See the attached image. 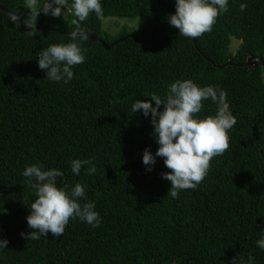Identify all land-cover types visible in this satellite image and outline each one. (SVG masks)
<instances>
[{
  "label": "trees",
  "instance_id": "trees-1",
  "mask_svg": "<svg viewBox=\"0 0 264 264\" xmlns=\"http://www.w3.org/2000/svg\"><path fill=\"white\" fill-rule=\"evenodd\" d=\"M73 2L64 16L41 12L36 27L47 28L31 36L0 10V240L9 242L0 264H248L250 254L264 264L256 244L264 238V68L238 66L249 56L264 60V0H228L211 33L194 41L168 22L176 0H101L103 17L91 13L80 27L105 45L123 40L105 50L88 38L73 79L49 81L38 53L72 42ZM0 7L22 18L29 11L25 0H0ZM107 17H139L144 25L112 36ZM189 79L224 90L237 124L204 181L172 198L164 158L152 171L143 163L145 149L159 148L151 115L131 108L152 93L166 99L171 83ZM202 103L194 118L215 116L216 104ZM74 159L91 160L96 172L83 165L75 175ZM33 164L62 171L56 184L69 194L84 186L78 202L95 203L100 226L76 217L60 237H22L32 231L27 216L38 198L23 176Z\"/></svg>",
  "mask_w": 264,
  "mask_h": 264
},
{
  "label": "clouds",
  "instance_id": "clouds-1",
  "mask_svg": "<svg viewBox=\"0 0 264 264\" xmlns=\"http://www.w3.org/2000/svg\"><path fill=\"white\" fill-rule=\"evenodd\" d=\"M28 11L26 18L15 13L10 14L13 23L23 24L31 31L26 35L37 32L38 16L44 15L60 17L68 7V0H25ZM176 12L168 17L169 24L178 29L181 36L199 38L205 33H211L217 18L228 11V0H176ZM74 15L72 24L75 30L70 32L67 44H52L38 53V66L46 72V79L54 82L63 81L67 84L73 79V66L85 62L86 49L81 44L88 39L85 29L80 22L87 20L91 13L97 18L103 17L101 0H74L71 5ZM247 9V5L240 4V11ZM151 100L138 99L132 105L134 114L143 110L144 116L151 115L154 125L153 135L159 148L155 155L150 149L143 153V163L148 171H152L156 164V157L164 158L165 166L170 169L162 173V178L171 182L167 196L178 198L182 190L196 189L207 176L211 160L223 155L229 150V130L237 124V118L229 110L227 93L213 86L200 87L192 80H177L170 84L166 99L155 93L150 94ZM210 99L217 106L215 116L203 119L194 118L203 108V101ZM152 101H155L153 106ZM164 106L163 111L160 110ZM83 165H92L91 160L74 159L71 170L79 175ZM96 172L92 165L87 173ZM64 173L59 169L42 170L39 165L26 167L23 176L28 178L29 186L35 189L38 197L30 206L27 216L30 233H21L28 240H39L47 237L51 232L54 237L64 234L70 219L78 217L93 227H99L101 217L95 210L94 202L88 201L83 205L78 201L86 199L85 187L76 183L70 194L57 187L58 177ZM7 240H0V250L8 246ZM260 249H264V238L256 241ZM254 258L249 255L248 264H253ZM231 264H236L233 260ZM240 264H244L240 261Z\"/></svg>",
  "mask_w": 264,
  "mask_h": 264
},
{
  "label": "rangeland",
  "instance_id": "rangeland-1",
  "mask_svg": "<svg viewBox=\"0 0 264 264\" xmlns=\"http://www.w3.org/2000/svg\"><path fill=\"white\" fill-rule=\"evenodd\" d=\"M69 12L70 10L64 9V15H66ZM64 15L63 13L61 14V16H64ZM143 25H144V20L143 18H139V17L133 20L127 19V18L107 17L104 19V22H103L104 30H106L112 36L117 35L118 31L122 29L127 30V31H132V30L142 27ZM237 46H238V42H236L235 40L232 41L230 45V51L233 53L235 49L237 48Z\"/></svg>",
  "mask_w": 264,
  "mask_h": 264
},
{
  "label": "water",
  "instance_id": "water-1",
  "mask_svg": "<svg viewBox=\"0 0 264 264\" xmlns=\"http://www.w3.org/2000/svg\"><path fill=\"white\" fill-rule=\"evenodd\" d=\"M0 10L6 12L7 14H12L10 13L9 11H7L6 9L0 7ZM18 23V22H17ZM19 25H21V23H18ZM21 28L23 29V27L21 26ZM37 29H42V28H47V27H36ZM50 29V28H49ZM24 31H31V29H23ZM50 30H54V29H50ZM64 34V33H63ZM88 38L91 39L92 41H97L99 42L105 50H109L114 44L118 43L119 41L123 40V39H120V40H116L114 41L113 43L109 44V45H105L100 39H97L96 37L94 36H90L88 35ZM193 41H194V38H192ZM157 45H160V44H157ZM258 63L261 64V66L264 68V60L262 58H254L252 56H249L248 58H246V60L242 63V64H239L238 66H244V67H250V68H256Z\"/></svg>",
  "mask_w": 264,
  "mask_h": 264
}]
</instances>
